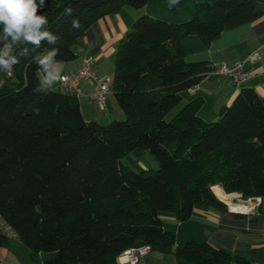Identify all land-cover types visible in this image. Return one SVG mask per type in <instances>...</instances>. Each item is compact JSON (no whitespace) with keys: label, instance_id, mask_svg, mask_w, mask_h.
Returning <instances> with one entry per match:
<instances>
[{"label":"trees","instance_id":"1","mask_svg":"<svg viewBox=\"0 0 264 264\" xmlns=\"http://www.w3.org/2000/svg\"><path fill=\"white\" fill-rule=\"evenodd\" d=\"M170 2L46 0L42 10L45 29L59 41L36 51L57 47L64 64L76 59L73 47L94 23L125 7L186 18L176 24L142 16L118 42L111 92L124 121L101 126L83 118L77 98L34 92L31 56L20 57L10 74L0 72V218L21 245L44 256L42 264H116L141 247L172 255L175 264H253L205 242L178 244L161 216L184 223L200 208L242 217L228 212L214 186L264 199V99L240 88L213 122L198 116L204 100L195 96L169 122L165 117L214 71L208 61L187 62L182 40L196 36L208 47L222 33L264 19V0ZM73 18L79 29H71ZM24 47L32 46L21 43L16 54ZM135 150L152 156L157 170L123 166Z\"/></svg>","mask_w":264,"mask_h":264},{"label":"crops","instance_id":"2","mask_svg":"<svg viewBox=\"0 0 264 264\" xmlns=\"http://www.w3.org/2000/svg\"><path fill=\"white\" fill-rule=\"evenodd\" d=\"M121 12L100 19L85 32L73 47L76 59L71 63L64 64L62 75L75 71L82 58L90 57L95 60L94 70L96 74L101 77L106 76V72L100 71L101 65L107 59L115 56V47L132 21L123 17ZM127 17L134 19L135 15L128 14ZM203 48L205 51L201 52L202 55L197 59L208 61L216 68L229 65L231 57H233L232 64L249 59L253 54H256L258 59L253 63L245 61V69L250 78L241 87H234L228 78L212 72L202 80L196 93L191 94L190 98L198 96L203 98L204 103H206V97L214 94V103H217L220 109L222 106H229L233 102L240 88H252L259 97L264 99V19L224 32L208 47ZM52 91L65 93L60 82L53 87ZM79 92L78 103L86 121H94L101 125L110 122L112 119H122L118 106L116 107L113 103L112 92L104 97L101 106L94 105L96 102L88 99V95L93 92L91 82H82L79 86ZM201 118L203 117L201 116ZM212 191L218 199V196H236V194H224L218 186L212 187ZM161 220L164 229L175 234L178 244L190 240L198 243L205 242L216 250L241 256L253 264H264L263 200L258 214L253 217L242 216L237 218L210 209L195 208L189 220L184 223H178L169 215L161 216ZM146 257L140 258L138 264L141 261V264H144L143 261L146 260ZM43 260V255L31 253L16 238L0 241V264H42ZM116 264L124 263L117 261Z\"/></svg>","mask_w":264,"mask_h":264},{"label":"clouds","instance_id":"3","mask_svg":"<svg viewBox=\"0 0 264 264\" xmlns=\"http://www.w3.org/2000/svg\"><path fill=\"white\" fill-rule=\"evenodd\" d=\"M180 0H171L169 7L179 4ZM46 7V0H0V72L10 73L17 65L20 57L31 56V63L38 68V84L34 92L48 93L61 82L64 77V63L57 59L60 50L57 47H44L56 45L59 36L45 29L48 23L42 10ZM66 15H72V9H65ZM71 29H79L80 22L73 18ZM31 45V49L24 47L16 54L15 47L19 44ZM32 52H36L32 56ZM38 111V110H37Z\"/></svg>","mask_w":264,"mask_h":264},{"label":"built area","instance_id":"4","mask_svg":"<svg viewBox=\"0 0 264 264\" xmlns=\"http://www.w3.org/2000/svg\"><path fill=\"white\" fill-rule=\"evenodd\" d=\"M257 55L253 54L249 57L247 62L253 63L257 61ZM246 62L235 63L231 68L222 65L220 67H214V73L220 76L228 78L231 84L239 88L246 83L250 75L245 69ZM95 60L90 57H84L81 59L79 67L66 75H63L64 79L60 82L65 93L75 97H80L79 86L82 82H91L93 85V92L88 95L90 101L103 105L104 97L111 92L112 79L107 80L104 77L98 76L94 70ZM10 74V73H8ZM197 89H192L194 93ZM233 208L227 205L228 212L235 215L253 217L258 214L261 207V199L258 197L242 199L239 195L230 197L228 200ZM16 234L14 231L0 218V241L6 239H15ZM150 253L148 247L135 248L125 251L119 258V261H123L124 264H138L139 259L146 257Z\"/></svg>","mask_w":264,"mask_h":264},{"label":"rangeland","instance_id":"5","mask_svg":"<svg viewBox=\"0 0 264 264\" xmlns=\"http://www.w3.org/2000/svg\"><path fill=\"white\" fill-rule=\"evenodd\" d=\"M121 13L123 17H126V19L129 18L128 20H132L129 27L133 24L135 20H137L138 18L142 16H148L156 20H163V21H168V22H172L176 24L181 23L186 20L185 17H180L177 15L171 14L168 11L158 9L153 6H145L144 8L139 9V10L132 9L130 7H125L123 8ZM128 14H133V16L135 15V18L133 17L134 19H130V17H127ZM182 47L184 49L185 54L187 55V59H186L187 62H195L196 60H199L197 58H199L202 55L201 52L205 51L204 50L205 48H203L204 46L201 44V42L196 36H189L185 38L184 40H182ZM232 58L233 57H231V60L228 63L229 65H227L230 68L235 64V63L232 64ZM247 60L248 59H245V60H242L241 62H245ZM100 69H101L100 71L106 72V76L104 78L107 80H111V77L113 76V69H114V57H111L110 59H107V61L103 62ZM190 96L191 94H189L188 92L182 93L181 95L182 100L180 104L166 115L165 117L166 122H169L187 102L194 99V97L190 98ZM214 101H215L214 94L206 97V103H204V105L200 109L198 116H202L204 120L206 121L216 122L218 120L217 114H218L219 108H218V104L214 103ZM113 103H115L117 107V104L114 99H113ZM94 105L97 106L98 103H94ZM214 114H215V117H214ZM124 120L125 118L123 117L122 119H112L110 122L124 121ZM110 122L103 123L101 124V126H107ZM121 164L125 167H128L131 171L135 173H139L143 170H146L148 172H153L157 170L158 168L157 163L154 160V158L143 150H135L131 152L130 154H128L121 160ZM262 200L264 202V199H261V201ZM145 259L146 260L143 261L144 264H175V259L172 255H164L158 252H150L149 256H147Z\"/></svg>","mask_w":264,"mask_h":264},{"label":"bare ground","instance_id":"6","mask_svg":"<svg viewBox=\"0 0 264 264\" xmlns=\"http://www.w3.org/2000/svg\"><path fill=\"white\" fill-rule=\"evenodd\" d=\"M218 197H219V199L222 200L224 203H226L227 205H229L230 207L233 208V205H230V204L228 203V200L230 199V197H228V196H218Z\"/></svg>","mask_w":264,"mask_h":264},{"label":"water","instance_id":"7","mask_svg":"<svg viewBox=\"0 0 264 264\" xmlns=\"http://www.w3.org/2000/svg\"><path fill=\"white\" fill-rule=\"evenodd\" d=\"M222 202V201H221ZM223 204H225L224 202H222ZM226 205V204H225Z\"/></svg>","mask_w":264,"mask_h":264}]
</instances>
